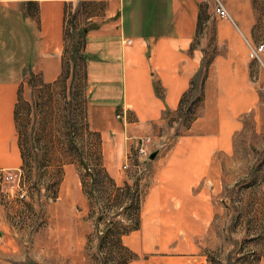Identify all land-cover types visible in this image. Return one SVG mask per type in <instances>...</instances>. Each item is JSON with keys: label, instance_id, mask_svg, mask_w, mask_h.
<instances>
[{"label": "rangeland", "instance_id": "obj_1", "mask_svg": "<svg viewBox=\"0 0 264 264\" xmlns=\"http://www.w3.org/2000/svg\"><path fill=\"white\" fill-rule=\"evenodd\" d=\"M222 1L233 22L196 0L193 45L205 46L199 77L181 108L165 111L156 136L143 137L150 139L144 157L137 151L142 137L112 132L104 140L92 129L85 41L68 14L60 76L46 83L28 73L20 91L23 167L0 169L19 171L26 188L22 201L0 200L1 207L16 206L20 255L9 264H264V49L256 61L247 47H264V0ZM243 73L258 102L231 135L224 115H213L199 130L219 136L200 142L205 84L226 97L233 82H244ZM174 146L181 149L172 153ZM196 146L213 148L207 169L192 167ZM154 151L160 155L150 160Z\"/></svg>", "mask_w": 264, "mask_h": 264}, {"label": "crops", "instance_id": "obj_2", "mask_svg": "<svg viewBox=\"0 0 264 264\" xmlns=\"http://www.w3.org/2000/svg\"><path fill=\"white\" fill-rule=\"evenodd\" d=\"M68 14L75 16L74 34L83 33L85 41L88 80L94 91L90 125L104 140L112 132L118 137L156 136L153 129L158 132L164 126L166 110L178 108L201 65L205 46L193 45L196 0H0V169L23 167L16 124L20 91L26 88L28 73L40 74L46 83L60 76ZM75 21L78 26L82 21L83 27L76 28ZM236 49L241 64L248 62L244 45L237 41ZM227 58L233 63L230 54ZM247 75L243 73V83H232L226 97L223 91L213 95L209 82L205 84L202 113L196 120L200 142L211 143L219 136L199 130L214 121L213 115H224L220 120L230 123L231 135L238 117L256 105L258 94L246 82ZM200 148L191 154L196 163L192 167L207 169L213 148ZM177 149L181 147L174 146L172 153ZM15 210V205L0 206V264L20 255L12 223Z\"/></svg>", "mask_w": 264, "mask_h": 264}, {"label": "built area", "instance_id": "obj_3", "mask_svg": "<svg viewBox=\"0 0 264 264\" xmlns=\"http://www.w3.org/2000/svg\"><path fill=\"white\" fill-rule=\"evenodd\" d=\"M204 3H211L213 14L222 20L232 21L226 7L222 0H203ZM247 42V41H246ZM130 44V41L126 42ZM249 57L252 60L260 61L259 55L263 51V45L255 47L254 45L247 42ZM149 138H139V145L137 148L138 154L142 157L147 156V145L149 144ZM127 167L124 165L123 167ZM25 182L19 171H5L0 170V200L6 202L12 201H22L25 199Z\"/></svg>", "mask_w": 264, "mask_h": 264}, {"label": "trees", "instance_id": "obj_4", "mask_svg": "<svg viewBox=\"0 0 264 264\" xmlns=\"http://www.w3.org/2000/svg\"><path fill=\"white\" fill-rule=\"evenodd\" d=\"M72 59V58H71ZM199 77V73H196L195 75H194V77H193V79H192V82H191V90L193 89V87H194V83H195V81L197 80V78ZM203 80H204V78H203ZM187 95V93H185V94H183V98L185 97ZM183 98L180 100V103H179V107L181 108V105L183 104ZM202 98V96L200 97V99ZM16 114H17V109H16ZM22 157H23V159H24V155H23V153H22ZM135 228H137V226L135 227ZM128 262V260H125L122 264H126Z\"/></svg>", "mask_w": 264, "mask_h": 264}, {"label": "water", "instance_id": "obj_5", "mask_svg": "<svg viewBox=\"0 0 264 264\" xmlns=\"http://www.w3.org/2000/svg\"><path fill=\"white\" fill-rule=\"evenodd\" d=\"M156 155H157V152H154V153L150 154V155H149V159H150V160H154L155 157H156Z\"/></svg>", "mask_w": 264, "mask_h": 264}, {"label": "bare ground", "instance_id": "obj_6", "mask_svg": "<svg viewBox=\"0 0 264 264\" xmlns=\"http://www.w3.org/2000/svg\"><path fill=\"white\" fill-rule=\"evenodd\" d=\"M228 11V10H227Z\"/></svg>", "mask_w": 264, "mask_h": 264}]
</instances>
